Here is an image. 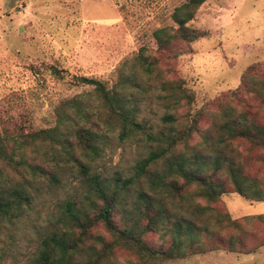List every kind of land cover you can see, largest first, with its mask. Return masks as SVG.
<instances>
[{
	"label": "trees",
	"instance_id": "trees-1",
	"mask_svg": "<svg viewBox=\"0 0 264 264\" xmlns=\"http://www.w3.org/2000/svg\"><path fill=\"white\" fill-rule=\"evenodd\" d=\"M204 1L175 6L111 85L76 77L90 88L59 101L53 126L0 115V264H163L264 245V213L232 217L221 204L228 193L264 202V61L202 106L174 67L205 35L188 24ZM131 146L130 162L107 168V150ZM53 191L29 256L8 258L3 232Z\"/></svg>",
	"mask_w": 264,
	"mask_h": 264
},
{
	"label": "rangeland",
	"instance_id": "rangeland-1",
	"mask_svg": "<svg viewBox=\"0 0 264 264\" xmlns=\"http://www.w3.org/2000/svg\"><path fill=\"white\" fill-rule=\"evenodd\" d=\"M182 1L0 0V115L25 129L53 126L59 101L90 88L76 77L111 85L122 60L140 46L155 47L153 30L173 24L171 12ZM188 24L205 35L174 67L194 91L196 106L236 88L246 67L264 61V0H205ZM133 148L107 150V168H123ZM59 193L43 194L16 227L3 232L8 258L29 256ZM221 204L232 217L264 213V202L236 193L223 195ZM255 229L259 237L264 233L260 224ZM163 264H264V245L251 254L214 250Z\"/></svg>",
	"mask_w": 264,
	"mask_h": 264
}]
</instances>
